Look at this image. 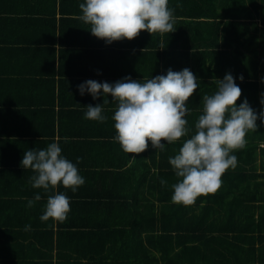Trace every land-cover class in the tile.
Masks as SVG:
<instances>
[{"label":"trees","instance_id":"16d2710c","mask_svg":"<svg viewBox=\"0 0 264 264\" xmlns=\"http://www.w3.org/2000/svg\"><path fill=\"white\" fill-rule=\"evenodd\" d=\"M169 2H176L193 25L203 28L199 30L200 36L206 38L208 35L212 39L210 45L199 41L198 47L176 48L178 50L165 47L164 59L172 64L163 68L165 74L169 68L174 70L182 64L199 79V87L186 101L191 110L186 117L188 127L195 131L194 124L202 112L203 95H211L216 90L215 81L222 80L226 73L243 76V81H235L241 88L237 105L247 98L259 113L264 94V0ZM6 3L8 13L21 15L19 26L36 20L29 19L35 13L13 7L20 6L18 0H6ZM52 3L56 16L47 20L54 33L52 40L43 41L49 42L47 48L20 50L19 37L14 40V49L8 50L13 62L33 56L41 63L36 54L50 56L51 59L46 57L50 70L39 73L43 78L38 79L43 80L25 82V79L14 78L10 80L14 85L10 86L7 80L6 86L12 91L26 87L51 90V99L39 97L41 103L37 104L40 106L35 108L37 111L16 112L13 108L3 111L8 114L10 123L5 127L9 130L5 133L8 138L2 141L8 145L10 155L0 161V178L5 184L32 188L29 181L34 173L21 166L23 156L18 154L58 142L62 154L85 178V184L75 193L70 188L57 186L56 192H63L70 198L71 211L62 223L40 220L47 198L53 192L37 189L41 200L35 202V211L33 207H26L27 202L20 193H9L5 200L7 208L23 211L27 219L33 212L32 217L36 214L37 222L30 224L29 231L24 230L25 225L12 223L15 230L0 232V264H264V123L258 119L256 131L247 133L246 147L233 153L237 156L236 168L222 175V184L215 193L199 196L190 206L173 203L171 185L178 178L169 164V157L178 152L186 137L166 145L164 151L151 147L149 155L145 151L144 155L135 154L133 161L129 157L131 153L128 156L126 152L129 160L112 158L116 131L111 117L115 105L111 103L112 98L103 104L108 117L104 123L84 118L86 106L103 102L93 100L90 94H79L77 85L95 74L92 67H79L87 55H82L77 48H67L62 13L64 0H52ZM9 20L13 24L16 21L11 17ZM36 31L32 27L21 36H31ZM191 34L183 33L184 43L194 40ZM94 56L85 60L92 61ZM103 59L97 57L96 66L102 64ZM181 60V64L173 63ZM73 68L78 69L72 71ZM26 73L33 72L12 71V75ZM45 76H48L46 80ZM13 99L7 96L4 104H14ZM19 117L37 119L42 125L32 133H24L28 128L19 132L15 123ZM12 134L48 138H23V142H19ZM162 143L166 142L162 140ZM78 157L81 158L79 163ZM161 179L167 184L162 186ZM37 193H33V198Z\"/></svg>","mask_w":264,"mask_h":264},{"label":"clouds","instance_id":"9594fccd","mask_svg":"<svg viewBox=\"0 0 264 264\" xmlns=\"http://www.w3.org/2000/svg\"><path fill=\"white\" fill-rule=\"evenodd\" d=\"M79 8L82 10L79 19L89 24L91 34L106 44L132 40L141 31L163 35L176 30L169 0H83ZM236 79L243 81V76L226 73L222 80L215 81L216 90L211 95H203L202 112L194 124V132L188 127L186 117L191 110L186 101L199 87V79L187 67L180 71L169 68L165 75L147 80L128 76L112 83L88 79L77 85V90L81 96L90 94L93 100L104 97L102 104L88 105L84 113L85 119L99 123L108 119L103 104L110 102L107 97L111 95V103L116 106L111 117L116 131L113 139L128 154L144 152L149 141L156 151H164L166 145L186 137L178 152L169 157L178 178L171 185V200L190 206L199 196L220 188L222 175L237 166L233 153L246 147V135L256 131L258 119L264 123V94L259 113L247 98L237 105L241 88ZM80 159L77 158V163ZM20 163L34 173L29 181L32 188L54 193L47 198L41 222L50 219L64 222L71 211L70 198L56 189L62 185L75 193L85 184L77 166L62 154L58 142L44 149L25 151ZM160 183L163 186L167 181L161 179ZM39 200L41 195L37 193L27 200L26 207H33ZM30 229V224L24 226L25 231Z\"/></svg>","mask_w":264,"mask_h":264},{"label":"crops","instance_id":"0c3cea01","mask_svg":"<svg viewBox=\"0 0 264 264\" xmlns=\"http://www.w3.org/2000/svg\"><path fill=\"white\" fill-rule=\"evenodd\" d=\"M20 6L15 5L14 8H21L25 10H29L33 14V17L29 19L33 20L32 24L23 23L19 26L18 18L21 16L14 14V12H7V3L6 0H0V161L6 160V156L10 155L7 153V144L5 141L8 137H5V133L8 130L9 126V117L8 114L3 112L5 110H9L8 108H13V111H28L32 112L37 111L40 108L38 103H41L39 97L50 98L51 99V90L40 89H27L19 88L17 91H12L7 89L6 81L9 80L10 86L14 85L13 81H10L14 78L25 79V82H31L34 80H43L38 78H43L39 73H46L50 70V66L48 63V59H51L50 56H46L45 54H36L35 56L39 59V61L44 64L38 63L36 58L33 56L30 58H20L19 60H15L13 62L12 56L8 55V50L14 49V40L20 37L19 44L22 46L20 50H33V49H45L49 45V42L44 43L43 41H50L53 39V26L52 24H48L47 20H51L56 16V10L53 11L54 5L52 0H18ZM59 2V0H57ZM64 6L62 8L63 18H65V41L68 43L67 48L73 49L77 48L80 50L82 55H87L85 59H88L90 55H95V59L89 62L84 59V63H80L79 67H92V73L95 74L91 79L96 80L97 82H115L120 80L126 76L131 77L134 80H147L150 79L151 76L155 77L156 75H164L165 66L168 64L167 59H164V55L167 50L165 47H169V50L182 48L183 47H198L199 41H203L204 44H211V37L206 35L200 36L199 30H203L200 28L198 24L193 25L191 19L186 17V14L182 13L180 8L177 6L176 2H169V7L174 9L175 16V25L176 30L172 33H165L163 35L154 33L153 35L149 34L147 31H141L140 34L132 40L123 39L120 41H113L111 44H106L104 40L99 39L91 34L90 25L84 23L79 19L82 15V10L79 8V4L83 2V0H64ZM59 5L57 7V19L61 17L59 14ZM180 11V12H179ZM9 17L15 18L16 22L13 24L11 20L8 21ZM25 18V17H24ZM47 21V22H46ZM185 22L186 24H183ZM200 22V21H199ZM28 25L30 28H28ZM17 27L16 29H11L10 27ZM35 27L37 31L33 33L31 36H21L22 33H25L27 30ZM208 27V26H207ZM211 29V28H210ZM14 30V32H13ZM15 31H18L15 33ZM183 33H189L190 36L194 40H189V43L185 42L183 39ZM208 33V31L206 32ZM8 39L10 43H8ZM187 41V40H186ZM16 43V42H15ZM74 45V46H72ZM178 50V49H176ZM16 53V52H15ZM99 58H103L101 62L102 64L96 66L95 60ZM112 57V58H111ZM110 59V61H107ZM80 62V61H79ZM181 61L173 62L181 64ZM157 66H159V71H157ZM74 67V66H73ZM184 67L182 64L180 67H176L173 71H180ZM71 69V68H69ZM78 68H73L72 71L77 70ZM24 71V72H33L29 74H20V75H12V71ZM88 70V69H87ZM9 71V73H8ZM34 71H37V74H34ZM90 71V70H88ZM156 73V74H155ZM48 76H45L46 80ZM70 79V77H68ZM58 79V78H57ZM23 82V81H21ZM44 83V82H43ZM6 86V87H5ZM5 87V89H4ZM14 97V104H9L7 106L4 104L6 97ZM111 95H108L107 99L110 100ZM102 99V100H101ZM104 97H100L95 101L102 103ZM87 101H91L88 99ZM31 104V105H30ZM29 106V107H28ZM43 108H46L42 106ZM114 106L112 109H114ZM115 110V109H114ZM37 119H24L22 117L16 118V129H20L19 132H22L23 129L28 128L24 131V133H32L39 129V125ZM42 127V126H41ZM41 133V132H40ZM58 133V132H57ZM12 138H18L19 142L23 140V138H29L34 140L47 139L46 136H36L32 134L31 136L19 134L15 136L11 135ZM5 138V139H4ZM17 142V141H15ZM23 142V141H21ZM35 143H37L35 141ZM112 145H115V150L112 151L111 157L122 160H129V157L135 158V154L131 153V156L125 154V152L121 149L118 142H112ZM148 148H146L145 153L149 155L151 149V142H148ZM19 156H23V154H18ZM139 155H144L143 152L139 153ZM132 161L135 159H131ZM141 173V172H139ZM135 187H139L134 185ZM147 189V188H142ZM20 193L21 197L24 200L33 198V193H37V189L33 190V188L26 187L23 188L21 184H5L4 181L0 178V232L7 233L12 232L15 228L11 225L12 223H19L21 225L33 224L37 222L36 214L33 215V210L35 206H33L31 215L25 217L21 210H12L7 208L6 199L7 195L11 192ZM30 193L27 195L25 193ZM17 197V196H15ZM20 197V198H21ZM19 198V196L17 197ZM35 205V204H34ZM15 211V213H14ZM17 221V222H16ZM23 231L22 229H19Z\"/></svg>","mask_w":264,"mask_h":264}]
</instances>
